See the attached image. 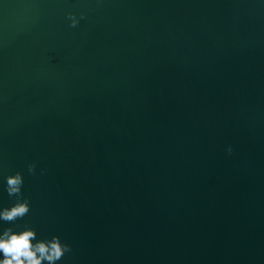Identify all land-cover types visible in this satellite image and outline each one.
Listing matches in <instances>:
<instances>
[{
    "label": "water",
    "instance_id": "water-1",
    "mask_svg": "<svg viewBox=\"0 0 264 264\" xmlns=\"http://www.w3.org/2000/svg\"><path fill=\"white\" fill-rule=\"evenodd\" d=\"M16 172L56 264H264V0H0Z\"/></svg>",
    "mask_w": 264,
    "mask_h": 264
},
{
    "label": "clouds",
    "instance_id": "clouds-1",
    "mask_svg": "<svg viewBox=\"0 0 264 264\" xmlns=\"http://www.w3.org/2000/svg\"><path fill=\"white\" fill-rule=\"evenodd\" d=\"M69 18L75 27L78 21L73 14L69 13ZM232 149H228L231 155ZM36 163L28 165V172L35 174ZM43 172V170H42ZM23 176L20 172L6 177L5 190L9 197H14L15 202L10 207L0 210V220L4 222H15L23 219L30 211V202L23 197L22 186ZM35 241V243H33ZM70 245L63 243L58 236H53L50 240L37 239V233L27 224L23 230L14 231L13 228H5L0 234V264H56L64 258L66 253H71Z\"/></svg>",
    "mask_w": 264,
    "mask_h": 264
}]
</instances>
